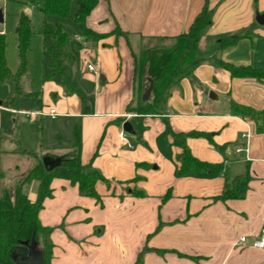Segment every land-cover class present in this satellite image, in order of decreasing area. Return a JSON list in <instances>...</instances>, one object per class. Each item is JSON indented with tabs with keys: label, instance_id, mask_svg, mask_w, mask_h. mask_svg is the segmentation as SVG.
<instances>
[{
	"label": "crops",
	"instance_id": "1",
	"mask_svg": "<svg viewBox=\"0 0 264 264\" xmlns=\"http://www.w3.org/2000/svg\"><path fill=\"white\" fill-rule=\"evenodd\" d=\"M206 1L99 0L87 28L104 35L119 27L129 37L93 42L84 39L78 24L74 34L70 32L73 46L80 49L65 72L83 93L85 110L58 77L44 79L49 71L45 47H52V40L42 34L33 39L22 80L23 90L36 95L22 98L18 110L10 109L2 103L15 95L14 84L0 87V191L6 189L14 200L21 188L34 203L40 181L27 182L29 171L39 163L61 164L77 156L109 181L95 186L100 200L81 195L67 180L52 181V197L39 213L42 225L51 230V264H136L140 255L142 264H264V249L252 247L264 226V130H257L264 116L257 123L235 114L232 107L263 112L264 81L233 78L219 64L252 66L250 40L227 49H219L218 42L224 35L244 34L264 9L256 11L254 0H208L215 12L200 43L205 60L195 69L194 80L179 83L163 115L128 112L129 105L150 94L148 78L143 91L135 89L133 53L139 56L157 38L187 32ZM0 2L5 20L0 29L6 36L7 1ZM76 11L72 4L71 16ZM25 12L38 14L31 8ZM47 21L54 26L56 18ZM64 28L68 32L67 24ZM6 57L16 72L17 36L7 45ZM90 63L94 71L88 70ZM126 122L133 129L125 132L132 147L119 138ZM77 127L81 148L75 146ZM191 132L210 134L226 148L222 152L205 138H187L193 156L213 168L180 177V136ZM247 133L248 140L243 138ZM246 143L248 152L237 153ZM247 172L251 179L246 197L219 200L232 181ZM241 237L248 238L247 245L238 244Z\"/></svg>",
	"mask_w": 264,
	"mask_h": 264
},
{
	"label": "trees",
	"instance_id": "2",
	"mask_svg": "<svg viewBox=\"0 0 264 264\" xmlns=\"http://www.w3.org/2000/svg\"><path fill=\"white\" fill-rule=\"evenodd\" d=\"M8 3H16L20 6L17 13L18 24L15 29L17 36V55L19 66L13 72L6 57V36L0 29V87L6 82H12L15 87V95L6 99L4 107L18 110L22 98L34 96L36 93H26L23 90L22 80L28 73L29 50L31 39L34 34L32 15L25 12L31 8L43 17L40 34L50 37L52 47H45L48 56V73L45 80L58 77L69 94L77 95L85 110L88 103L79 89V86L66 75L65 66H73L76 62L75 51L79 46H73V36L65 28V21L69 18L79 25L84 39L97 42L111 36L124 37L128 39L129 34L119 27L109 34L100 35L86 26V20L96 8L99 0H6ZM78 3L77 11L71 16L73 2ZM215 8L209 6L206 1L203 10L195 19L187 32L172 38H157L155 44L145 46L139 56L135 57L136 84L135 89L139 93L143 91L145 79H150V94L144 100H139L134 105H129L128 112L137 115H163L167 111V101L173 90L183 79L194 80V71L205 59L201 55L200 43L213 23ZM56 18L54 26H51L47 18ZM258 24L254 22L244 34L224 35L218 39L219 49H227L237 46L241 40L248 39L252 45L254 39L259 36L255 32ZM1 28V26H0ZM255 32V33H254ZM222 68L228 71L233 78H250L264 81V70L252 66H235L231 63L219 60ZM235 114L259 122L264 111L257 113L252 108L233 105ZM259 132L264 130V125L258 124ZM75 146L81 148L80 127L74 129ZM183 140V152L180 155V168L178 175L186 177L209 172L213 165L197 159L193 156L186 144L187 138H205L219 151H224L226 146H218L210 134L191 132L186 136H180ZM22 152H26L22 149ZM56 178L67 180L73 186H77L81 195L100 200L96 191L99 181L109 184V181L94 170L91 164L82 163L80 156L71 160L63 161L55 166H46L39 163L27 174L25 180L33 179L40 181L39 197L32 203L18 188L14 200H12L6 189L0 191V264H27L22 257L27 249L35 248V258L38 264H51L53 257V244L49 236L51 230L42 225L39 213L43 209L47 198L52 197V181ZM249 172L236 177L219 197V200H242L246 197L250 182ZM135 194V193H134ZM166 200V198H165ZM142 255L136 264H142Z\"/></svg>",
	"mask_w": 264,
	"mask_h": 264
},
{
	"label": "rangeland",
	"instance_id": "3",
	"mask_svg": "<svg viewBox=\"0 0 264 264\" xmlns=\"http://www.w3.org/2000/svg\"><path fill=\"white\" fill-rule=\"evenodd\" d=\"M3 4L4 3L0 2V6ZM75 7L78 8L77 2L73 3V10ZM254 8L256 11H260L261 9H264V0H254ZM5 9L8 13V20L5 23L3 28L6 32V51H7V45L9 48V42L11 40L13 41L14 39H16L15 29H16L17 24H18L17 13L20 12V6L16 3H8L7 2V4L5 5ZM32 18H33L34 34L32 36L31 46L33 44V39L37 36H40V27H41V24L43 22V17L40 14H35L34 16H32ZM65 24H67L68 32L69 33L71 32L72 34H74L73 32H75V30L77 28H76V26H75L76 24L73 22V20L71 18H69L65 21ZM256 31H257V35H260V37L257 38V41L255 40L256 41L255 45L252 46V44H251V47H250L251 49H249V57H250V60L253 62L252 67H254L256 69L259 68L261 70H264V26H259L257 28V30H255V32ZM238 34L241 35L242 33H238ZM154 44H155V42H150L149 46L154 45ZM248 45H250V44L248 43ZM240 52H242V51H240ZM33 253L35 254L34 245L32 246V249L28 248L26 253L22 254L20 257H22V259L25 260L27 258V256H30Z\"/></svg>",
	"mask_w": 264,
	"mask_h": 264
},
{
	"label": "built area",
	"instance_id": "4",
	"mask_svg": "<svg viewBox=\"0 0 264 264\" xmlns=\"http://www.w3.org/2000/svg\"><path fill=\"white\" fill-rule=\"evenodd\" d=\"M88 70L89 71H94L95 70V67L92 63H90L88 65ZM50 115L52 117H55L56 116V111L55 110H52L50 112ZM130 116H128L129 118ZM119 138L125 142L126 145H129V147H132L128 142H126V133L124 130H122L120 133H119ZM243 138L244 139H249V134H244L243 135ZM243 152H248V144L246 143L244 146L242 147H239L237 149V153H243ZM239 245H242V246H245L248 244V238L247 237H241L239 242H238ZM252 247L256 248V249H264V226L262 227L261 231H260V234L258 235V237H256L255 239H253L252 241Z\"/></svg>",
	"mask_w": 264,
	"mask_h": 264
},
{
	"label": "water",
	"instance_id": "5",
	"mask_svg": "<svg viewBox=\"0 0 264 264\" xmlns=\"http://www.w3.org/2000/svg\"><path fill=\"white\" fill-rule=\"evenodd\" d=\"M4 21H5L4 20V12H3V9L0 8V24H4ZM256 22H257V24H259L261 26H264V13H261V14L258 13L257 14ZM123 130L126 133H132L133 132L132 126H131V124L129 122L124 123ZM44 164L46 166H51L52 167V166L58 165V162L57 161L44 162ZM25 261H26L27 264H38V262L36 261L34 253L32 255H30V256H27Z\"/></svg>",
	"mask_w": 264,
	"mask_h": 264
}]
</instances>
